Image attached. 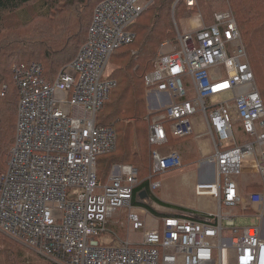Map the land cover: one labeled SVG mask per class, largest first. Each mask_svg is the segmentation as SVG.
I'll return each mask as SVG.
<instances>
[{
  "label": "built area",
  "instance_id": "1",
  "mask_svg": "<svg viewBox=\"0 0 264 264\" xmlns=\"http://www.w3.org/2000/svg\"><path fill=\"white\" fill-rule=\"evenodd\" d=\"M225 2L208 25L197 10L194 30L178 33L177 48L162 43L144 75L156 99L146 115L150 177L182 167L179 152L161 147L168 133L195 134L199 117L205 131L196 136L210 135L213 149L204 155L205 178L194 193L217 202L212 218L188 212L148 225L132 204L139 180L131 164L114 165L107 182L98 183L97 157L116 148L113 127L96 123L117 85L105 70L113 51L134 40L129 25L146 8L142 0H101L86 41L53 80L37 62L12 67L19 101L15 142L0 172L2 234L56 264H264V105ZM186 3L197 6V0ZM240 130L249 140L237 143ZM245 175L246 183L257 181L262 189L243 194L238 181ZM159 186V180L151 182L152 189ZM222 205L229 209L223 212ZM233 207L251 210L260 224L237 226ZM122 209L127 235L140 231L141 240L102 242L108 221Z\"/></svg>",
  "mask_w": 264,
  "mask_h": 264
},
{
  "label": "trees",
  "instance_id": "2",
  "mask_svg": "<svg viewBox=\"0 0 264 264\" xmlns=\"http://www.w3.org/2000/svg\"><path fill=\"white\" fill-rule=\"evenodd\" d=\"M100 1L0 0V166L16 137L19 96L18 90L16 92L9 83L10 75H13L12 67L14 65L27 66L32 62H37L42 65L45 78L49 81L53 80L59 69L74 58L86 41L94 8ZM142 1H149V4L129 25V29L135 33L134 40L114 50L108 62L109 64L116 54L120 55L118 67L110 72L109 77H118L119 82L121 81L126 86L120 93H116L113 98L109 99L112 92L117 89L116 85L96 114L98 125L112 126L113 129L115 127L116 133L115 150L96 159V176L100 184H103L102 181L110 165L115 162L137 163L141 177L152 171L150 150L148 155L146 154V159H143L145 151L141 155L140 150L134 148L135 141L138 142V146L142 147L139 137L141 136L142 141L145 133L147 139L148 126L146 120L148 111L145 115V127L138 126L143 113V99L140 97L142 91L138 81L140 72L143 73L142 82H144V75L153 69L152 60L156 49L173 30L169 12L175 0ZM224 1H227L237 21L264 105V0ZM197 2L200 4L201 12L204 7L211 5L207 1L197 0ZM196 11L194 7L187 6L186 0H179L174 15L176 19L178 17L188 19ZM145 14L148 16L141 22L140 19ZM205 21L210 24L213 22L206 19ZM4 86H6L5 90H3ZM125 101H127L126 106L119 104ZM132 120L137 121L132 123ZM239 132L241 138L237 139V143L249 140V137L241 130ZM146 141L148 143V139ZM149 147L151 149L150 145ZM3 171L4 169L0 167V172ZM147 184L148 181L145 179L135 186L132 204L136 203L137 192ZM246 188L254 191L262 189L260 184L252 181L247 184ZM143 206L152 213L158 214L147 203ZM178 209L182 210V208ZM170 215L183 216L186 213L181 211L169 213L168 216ZM206 217L212 218L211 215ZM0 264L56 263L37 253L33 255L27 253L20 245L0 232Z\"/></svg>",
  "mask_w": 264,
  "mask_h": 264
},
{
  "label": "rangeland",
  "instance_id": "3",
  "mask_svg": "<svg viewBox=\"0 0 264 264\" xmlns=\"http://www.w3.org/2000/svg\"><path fill=\"white\" fill-rule=\"evenodd\" d=\"M152 1V0H150ZM179 0H175L171 6V9H170V12H169V16H170V19L172 21V27H173V30L172 32L170 33V36L169 37H166L165 39H163L162 43L164 42H169L174 48H177L179 47V41L177 40V37H178V33L179 32H185L186 30H194L195 28V23L193 21V16L189 17L188 19L186 18H175V15H174V10H175V7L177 5V2ZM203 2L207 1L209 3H211L210 6L208 7H204L203 8V11L201 12V8H200V4L197 2V6H195L194 8L196 10H199L202 15H203V18H204V21L205 19L206 20H211L210 22L213 21V14L215 12H217L218 10H223L225 8H227V5H226V2L224 0H202ZM146 2V7L147 5L149 4V1H145ZM146 16H148V14H145L141 19L140 21H144V19L146 18ZM205 24H210V23H206L205 21ZM162 43L158 46V48L156 49V53L153 57V60L152 62L154 61L155 58H157L158 54L160 53V48H161V45ZM119 54H116L114 56V58L112 59L111 58V62L107 65V68L105 70V75H108L110 74L111 71H113L114 69H116L118 67V59L119 58ZM68 63V62H67ZM142 72H140V79L138 81V84L140 85V88H141V91H142V94H141V98L143 99V113H142V116L140 117V120L138 122V126H140V128H143V126L145 127L146 125V120H145V115L148 111L149 108L153 107L155 105V102L153 101V96L152 94L148 93V91L146 90V86H145V82H142ZM55 78V77H54ZM114 78L116 79L117 81V89L114 90L112 92V94L109 96V99L113 98L115 96V94L117 93H120L122 91V88H124L126 86V84L122 83L121 81L119 82V79L118 77L114 76ZM184 82L187 84L188 83V78H184ZM9 83L11 84L12 88L16 90L17 92V89H16V85L13 81V75H10V81ZM5 89H6V86H4ZM3 87V88H4ZM120 90V91H119ZM1 91V90H0ZM140 98V99H141ZM155 98V96H154ZM108 99V100H109ZM227 97H221V98H214L212 100V102L216 103V102H221V101H224L226 100ZM120 105L122 106H126L127 104V101L125 102H121L119 103ZM137 120H132V123L136 122ZM143 124V125H142ZM235 127L236 128H240L241 127V124L240 123H236L235 124ZM115 129V127H114ZM241 136H240V132H238V134L236 135V139L240 140ZM146 134L144 133V136H142V141H141V136L139 137V142L140 144H142V147L138 146V142L135 141V144H134V148L135 149H138L140 150L141 152V155L142 153L145 151L144 155H143V159H146V154L148 155V151H147V144H146ZM11 149V148H10ZM10 152V150H9ZM9 152H8V155L7 157L1 162V169H6V165H7V161H8V157H9ZM185 154V158L184 160H182V167L179 168L180 170H184V169H193V168H196V169H203V171H206L207 169V165L202 163V160L205 156H201V157H198V158H195L194 156H192L191 154L189 153H184ZM209 154V153H208ZM140 155V156H141ZM138 156V157H140ZM116 164H131L133 166H135L137 169H138V165L137 163L133 162L131 163V161L129 162H115V163H112L108 169V172L105 176V179L102 181V183H106L107 180H108V177H109V171H111L112 167ZM243 177H249L247 175L243 176ZM104 178V177H103ZM140 178H141V175H140ZM258 179V178H256ZM259 180V179H258ZM192 182H190L189 179H185V178H181L180 180L171 183L170 182H167V184H165L164 182L162 183V185L160 186V188H158V192L159 194H164L165 196H172V197H175V201H185L188 197L189 199L192 198V191H191V187H192ZM239 186H240V189H241V192L243 194H247V193H250L254 190H248L246 188L247 184L246 181H245V178L242 179V177H240L239 181ZM254 183H257L258 182H254ZM215 208V206H214ZM222 211L225 212L229 209V207L225 206V205H222L221 207ZM233 212H234V215H235V221H236V224L237 226L239 227H245V226H252V225H259L260 224V219H258L257 217L254 216V213L249 210V211H246L244 212L243 209H241L240 207H233ZM124 219H121L117 222V225H118V232H114V240L116 242L118 241H122V240H126L127 238H129L130 240H134L136 239V237H138V234L137 232H135L136 234L134 235H131V233L129 235H127V230H126V227L124 225ZM224 222V220H223ZM262 228H263V231H264V220L262 221ZM126 231V232H125ZM251 233L253 232V230L250 231ZM2 234V233H1ZM4 236H6L7 238L11 239L12 241L16 242L18 245H20V247H22L23 249L26 250L27 253H30V254H35L31 249H29L28 247L24 246L23 244L19 243L18 241L8 237L7 235L5 234H2ZM101 241H109L111 240V233L106 231L104 234L101 235L100 237ZM27 256V255H26Z\"/></svg>",
  "mask_w": 264,
  "mask_h": 264
},
{
  "label": "crops",
  "instance_id": "4",
  "mask_svg": "<svg viewBox=\"0 0 264 264\" xmlns=\"http://www.w3.org/2000/svg\"><path fill=\"white\" fill-rule=\"evenodd\" d=\"M153 96V95H152ZM153 101L156 103V99L154 96L152 97ZM194 125L196 133L183 137V138H175L171 135V133H168V139L167 143L161 147V152L166 153V151L175 150L179 152L181 155L182 160L185 158V152L191 154L195 158L207 155L210 153L213 149V141L210 135L205 134L202 135V137L197 138L196 134H201L205 131V127L201 123V119L199 117H195L194 119ZM147 144V151L149 152L150 147L149 144ZM152 172V171H151ZM150 174H146L140 178L139 175L141 173L138 171V185L143 181L147 180L148 184L146 187H142L137 194L135 195V204H133L134 209L141 215V217L145 220V222L153 226L156 223H159L161 218L164 216H168L169 213H195V215L198 218L205 219L207 218V215H213L218 210V204L213 199H204V198H197L194 193V186L195 183L205 178V171L203 169H184L180 170L179 168L167 170L165 173L160 175H152L150 177ZM181 178L189 179L190 182H192V198L189 199V197L185 201H175V197L172 196H165L163 193L159 194L157 191L158 188L162 185L164 182L167 184V182H170L174 184V182L180 180ZM246 179V177H242V179ZM240 179V178H239ZM159 180L160 186L152 189L151 188V182ZM143 190H146V197H141L140 193L143 192ZM260 191V190H259ZM147 203L153 210H155L156 213L154 214L146 207L143 206V204ZM215 206V208H214ZM182 208V210L178 209ZM162 214V215H161ZM126 217V210L122 209L118 211L107 223L106 231L111 233V240L105 242L106 244H118L114 240V232H118V225L117 222L121 219H124L125 222ZM104 232V233H105ZM126 232V231H125ZM103 233V234H104ZM136 233H131V235H134ZM138 237L134 239L135 241L139 242L141 240L142 233L140 231L137 232ZM132 241V240H131Z\"/></svg>",
  "mask_w": 264,
  "mask_h": 264
},
{
  "label": "water",
  "instance_id": "5",
  "mask_svg": "<svg viewBox=\"0 0 264 264\" xmlns=\"http://www.w3.org/2000/svg\"><path fill=\"white\" fill-rule=\"evenodd\" d=\"M141 197H146L147 193H146V190H143V192L140 193Z\"/></svg>",
  "mask_w": 264,
  "mask_h": 264
}]
</instances>
